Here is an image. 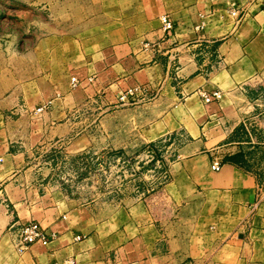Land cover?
I'll return each instance as SVG.
<instances>
[{"label":"crops","instance_id":"crops-1","mask_svg":"<svg viewBox=\"0 0 264 264\" xmlns=\"http://www.w3.org/2000/svg\"><path fill=\"white\" fill-rule=\"evenodd\" d=\"M17 18L22 34L0 26V264H264V124L247 91L264 73V0H0V21ZM133 89L150 95L120 104ZM85 94L107 106V147L177 149L147 200L75 207L31 166L33 135L91 146L67 107ZM32 222L49 240L20 253L13 232Z\"/></svg>","mask_w":264,"mask_h":264},{"label":"rangeland","instance_id":"rangeland-1","mask_svg":"<svg viewBox=\"0 0 264 264\" xmlns=\"http://www.w3.org/2000/svg\"><path fill=\"white\" fill-rule=\"evenodd\" d=\"M22 23V19L17 18L10 23L0 21V26H9L22 34L25 27ZM12 39L19 45L29 43V37L24 35H16ZM3 41L7 42L8 38L4 37ZM71 88L74 91L76 87ZM247 91L259 114L257 118L264 124V73L250 84ZM137 100L136 97L124 106ZM43 107L47 109L48 105ZM67 107L80 110L79 114L72 116L76 124L92 123L89 135L93 142L87 149L74 153L71 145L77 138L75 134L69 139L62 138L60 130L44 137H28L30 145L36 144L31 151V166L39 172L47 192L58 193L72 206L100 210L109 205H129L136 200H147L167 180V165L177 152L174 146L167 145L153 151L149 148L124 150L107 147L105 144L109 137L104 133L105 124H109V119L105 121L107 106L97 98L88 99L85 94L71 98ZM116 138L112 136L113 141ZM39 142L57 143L54 147L37 148Z\"/></svg>","mask_w":264,"mask_h":264},{"label":"built area","instance_id":"built-area-1","mask_svg":"<svg viewBox=\"0 0 264 264\" xmlns=\"http://www.w3.org/2000/svg\"><path fill=\"white\" fill-rule=\"evenodd\" d=\"M230 14L237 18V23L243 22V15H239L237 11H231ZM162 29L165 33H170L174 29L173 21L169 16L164 15L160 18ZM76 79L72 78V84L75 85ZM139 94L150 95L145 89H133L128 90L119 98L120 104L126 105L131 100H134ZM200 98L204 104H211L218 101L221 98V92L214 91L212 93H207L205 91L200 92ZM46 110V107H41L37 109L38 113H43ZM2 159L0 158V163ZM222 165L219 162H214L212 165V170L215 172L220 171ZM14 242L13 245L20 253L29 249L30 246L39 242H46L49 240V237L46 235L44 230L36 222L29 223L27 225L18 226L13 232ZM69 264H73L69 262Z\"/></svg>","mask_w":264,"mask_h":264}]
</instances>
